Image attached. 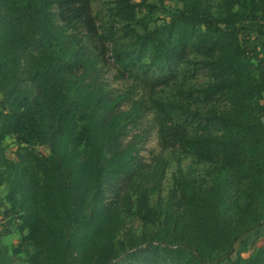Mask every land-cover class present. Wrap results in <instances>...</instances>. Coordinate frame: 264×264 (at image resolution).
Segmentation results:
<instances>
[{
    "label": "trees",
    "instance_id": "trees-1",
    "mask_svg": "<svg viewBox=\"0 0 264 264\" xmlns=\"http://www.w3.org/2000/svg\"><path fill=\"white\" fill-rule=\"evenodd\" d=\"M109 5L100 30L91 0H0V227L17 222L14 252L30 246L28 264H264V244L235 256L264 226V58L240 38L264 0ZM159 10L167 18H153ZM182 65L212 81L161 87ZM145 112L161 148L194 164L175 158L154 206L168 164L139 160L145 138L133 131ZM7 258L0 250V264Z\"/></svg>",
    "mask_w": 264,
    "mask_h": 264
},
{
    "label": "rangeland",
    "instance_id": "rangeland-1",
    "mask_svg": "<svg viewBox=\"0 0 264 264\" xmlns=\"http://www.w3.org/2000/svg\"><path fill=\"white\" fill-rule=\"evenodd\" d=\"M112 0H91V12L93 17L96 20L98 27H104L105 22L110 18L109 11L107 7H109V2ZM138 1V0H134ZM166 6H171L174 9L176 4H171L169 2H165ZM143 11L139 13L141 15ZM167 11H154L152 13L153 18H167ZM262 19L257 20L253 23H247L245 25V30L240 33V38L246 39V48L248 51H254V53L261 58H264V37L259 32V26L264 23V14L261 17ZM159 23L161 20L158 21ZM115 29H119L120 25H114ZM190 58L192 57L189 56ZM253 65H256L253 62ZM108 73L106 74L107 78H111L113 72V68L109 66ZM157 76V74H154ZM174 75V76H173ZM172 76H163L161 81L163 85H172L177 83H185L188 82L189 86H200L209 83L212 81V75L210 72L204 70H194L192 66L186 67L184 65L180 66ZM112 87L116 88H124L130 85L129 81H111ZM158 90L159 87H156ZM174 88V85H172ZM132 89L134 90V98H136L140 94H144L141 90H138L136 87L132 85ZM138 93V94H137ZM196 94L191 95V99L194 102L199 103L196 99ZM193 104V103H192ZM225 100L223 99H213L211 105L216 108H223L225 105ZM192 106H195L193 104ZM123 107L127 108L128 104H125ZM153 114L145 112V114L140 119V125L137 129L133 131V133H140L145 138V143L143 145V150L139 153V160L143 161L147 165L152 164L153 160L157 157H164L167 159V167L165 168V176L160 184V189L156 191L153 195L149 197V202L152 206L156 205L158 202L163 200L171 186V175L175 171L176 167V159H179L180 165L182 167L193 166L192 158L184 153L179 151H175L172 148L168 150H163L159 143L157 137V126L153 122ZM131 136V134H129ZM5 156L8 158L13 157V153L15 150V143L12 138H8L5 143ZM36 150L43 155L48 154V150L42 147H36ZM6 194L5 187H0V212L5 208L8 209V204L3 200ZM3 215V214H2ZM2 221V220H1ZM5 221V220H4ZM17 223V222H16ZM13 224L9 227H0V250L2 254L7 255V263L6 264H28V254L31 251L30 246H26L22 248V251L18 254L14 252V249H18V245L21 243L22 233L19 231L18 224ZM1 225V224H0ZM126 228H131L133 232L139 234L141 231V225L136 220H130L126 223ZM264 244V226L256 231L251 237L245 239L241 244H239L236 248V259L247 258L252 251Z\"/></svg>",
    "mask_w": 264,
    "mask_h": 264
}]
</instances>
